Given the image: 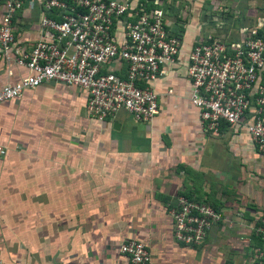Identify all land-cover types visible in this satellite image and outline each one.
Segmentation results:
<instances>
[{"label":"crops","instance_id":"1","mask_svg":"<svg viewBox=\"0 0 264 264\" xmlns=\"http://www.w3.org/2000/svg\"><path fill=\"white\" fill-rule=\"evenodd\" d=\"M187 5L190 23L196 5ZM232 10V31L257 24L264 33V0H239ZM38 16L26 6L14 16L26 49L37 39ZM185 30L175 62L152 83L159 115L149 124L122 111L94 121L84 94L60 84L0 104L3 264H127L118 247L128 240L145 245L148 264H257L252 229L264 213V158L241 126L202 130L186 76L197 34ZM25 74L0 63V86ZM177 196L221 214L198 247L172 240L168 212Z\"/></svg>","mask_w":264,"mask_h":264},{"label":"built area","instance_id":"2","mask_svg":"<svg viewBox=\"0 0 264 264\" xmlns=\"http://www.w3.org/2000/svg\"><path fill=\"white\" fill-rule=\"evenodd\" d=\"M190 1L3 0L0 63L26 74L0 86V104L37 86L60 84L84 94L85 112L94 121L122 111L135 122L151 123L159 115L152 83L176 60L182 41L176 30H185L191 19ZM25 6L39 13L37 39L27 49L12 26ZM200 16L196 25L201 31L186 57L188 102L204 132L216 134L222 124L241 126L264 158V33L257 24L226 33L221 20L205 33L207 20ZM6 154L0 145V160ZM168 217L173 242L191 248L203 243L221 214L206 202L177 196ZM252 230L257 264H264V213ZM118 252L127 264L150 260L145 245L135 240L121 243Z\"/></svg>","mask_w":264,"mask_h":264},{"label":"rangeland","instance_id":"3","mask_svg":"<svg viewBox=\"0 0 264 264\" xmlns=\"http://www.w3.org/2000/svg\"><path fill=\"white\" fill-rule=\"evenodd\" d=\"M239 0H191L190 2L194 5H196L195 9V20L192 19V21L188 24L187 29L184 31V35H186L189 31L193 32L194 23L197 24L198 15L201 14V19L203 21L207 20L206 22H203L204 27L202 26V32L205 33H211V29L209 26H213V21L215 20H221L222 18H228L232 17V19H235V16L233 17V4L238 2ZM220 11L222 13H220ZM202 12V13H201ZM224 14V15H223ZM226 14V15H225ZM197 16V17H196ZM198 27V25H197ZM213 28V27H211ZM199 29V28H198ZM233 30V26L230 24V26H225V29L223 32L230 33ZM201 30H195L193 32V35L195 36L197 33H199ZM216 33H220L221 30L216 28Z\"/></svg>","mask_w":264,"mask_h":264},{"label":"trees","instance_id":"4","mask_svg":"<svg viewBox=\"0 0 264 264\" xmlns=\"http://www.w3.org/2000/svg\"><path fill=\"white\" fill-rule=\"evenodd\" d=\"M220 13H222L221 11H220ZM224 15V14H223ZM226 15V14H225ZM231 18L232 17H228V18H222V17H220V19H221V21H223V23L225 24V26H228L227 24H226V22H228V24H229V26H230V23H229V21H231ZM238 19H240V17L238 16L237 17ZM225 29V28H224ZM237 30V29H236ZM182 33H183V29L182 28H177V30H176V34H178V35H182Z\"/></svg>","mask_w":264,"mask_h":264}]
</instances>
